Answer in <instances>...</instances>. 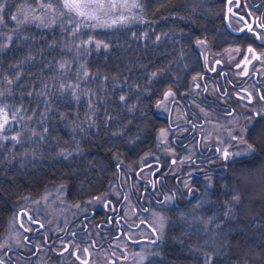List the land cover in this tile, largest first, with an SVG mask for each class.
<instances>
[{
    "label": "trees",
    "instance_id": "16d2710c",
    "mask_svg": "<svg viewBox=\"0 0 264 264\" xmlns=\"http://www.w3.org/2000/svg\"><path fill=\"white\" fill-rule=\"evenodd\" d=\"M23 1L0 0V108L17 117L0 130L3 248L28 197L53 184L68 199L89 195L110 175L114 157L134 159L152 145L163 125L158 100L185 88L200 65L196 40L217 43L224 35L222 0H140L133 23L77 31L64 22L15 28ZM261 129L264 118L248 133L253 151L202 199L207 229L169 236L142 264H264Z\"/></svg>",
    "mask_w": 264,
    "mask_h": 264
},
{
    "label": "flooded vegetation",
    "instance_id": "af4514ba",
    "mask_svg": "<svg viewBox=\"0 0 264 264\" xmlns=\"http://www.w3.org/2000/svg\"><path fill=\"white\" fill-rule=\"evenodd\" d=\"M261 22L264 0H222L219 29L224 35L203 54L199 51L200 65L185 88L169 91L168 105L156 111L163 125L152 145L134 159L115 160L95 192L66 198L64 210L35 219L22 238L31 253L0 245V264H18L11 254L28 258L42 247H54L55 259L114 264L127 248L156 247L177 236L186 218L199 212L202 199L215 185L223 186L253 151H246L247 136L264 118L254 116L264 113V39L257 38L264 36L257 27ZM224 150L233 155L224 159Z\"/></svg>",
    "mask_w": 264,
    "mask_h": 264
},
{
    "label": "rangeland",
    "instance_id": "374dc122",
    "mask_svg": "<svg viewBox=\"0 0 264 264\" xmlns=\"http://www.w3.org/2000/svg\"><path fill=\"white\" fill-rule=\"evenodd\" d=\"M140 4V0H137ZM51 3L54 7V11H49L46 8V5ZM140 9L133 8L131 11L127 10H117L114 13H111L109 16L104 17V21L107 25H115L112 24L111 21L114 19H118L121 14L129 17L128 21L125 23H116V24H130L137 20L140 16ZM34 10V11H33ZM61 11L58 0H24L21 4H19L13 15H16L17 19L14 20L15 28H23L25 25L30 23L35 24L39 27H49L58 22H64L66 24H72L74 26L79 25H90L96 24V21H84L80 22L78 18L69 17V16H61L59 13ZM29 16L30 18L33 16H40L42 20H34L32 19L28 23H19V21L24 20L25 16ZM72 20V23H69V20ZM1 26V23H0ZM93 27V26H92ZM96 27H109V26H96ZM0 34H2V30H0ZM210 41L201 37L196 40V46L203 54L206 50H209ZM169 91L165 92L168 93ZM170 96V95H169ZM169 96L165 98V94L161 99L158 100L156 104V111L166 108L168 105ZM118 157H114V160H118ZM68 200L64 194V188L61 184H53L48 186L42 193L36 195L35 197H28L23 203L22 208L19 209L14 218L10 221L9 227L6 233L3 236L2 241H4L5 246L7 244H14L24 253H31V247L25 245L22 242L23 236L31 230L34 226L32 224L35 219L46 220L48 217L54 216L60 210H64L68 205ZM205 205V202H202V205L197 208L200 209ZM203 209V208H202ZM31 217V219H29ZM210 218L200 216L198 212H195L192 215H189L184 223L183 232L188 229H194L201 233H203L207 229V225L209 224ZM178 222H182L179 220ZM49 233V228L47 227ZM188 231V230H187ZM157 249V246L146 245L140 247L138 249L135 248H127L123 253V258L114 264H142L144 260L148 257L149 251ZM55 248H44L40 250V252H36L28 258L19 257L16 254H11L13 258L18 262V264H78L72 263L70 260L60 257V259H55Z\"/></svg>",
    "mask_w": 264,
    "mask_h": 264
},
{
    "label": "snow or ice",
    "instance_id": "6c2138e0",
    "mask_svg": "<svg viewBox=\"0 0 264 264\" xmlns=\"http://www.w3.org/2000/svg\"><path fill=\"white\" fill-rule=\"evenodd\" d=\"M61 11H60V15L61 16H69V17H75L78 18L80 20L81 23H83L84 21H96V24H93V27L96 26H110L107 25L104 21V17L109 16L111 13L116 12L117 10H127V11H131L133 8H139L140 4L137 2V0H58ZM0 8H3V5L0 4ZM47 10L49 11H54V7L51 3L46 5ZM34 11V10H33ZM13 20H16L17 17L16 15L12 16ZM32 19L34 20H42V17L40 16H33V17H29V16H25L24 20L19 21V23H28L30 22ZM129 19V17L124 16L123 14H121L119 16L118 19H114L111 21L112 24H116V23H125L127 22ZM2 18H0V23H2ZM69 23H72V20H69ZM79 24L77 25L76 29H74V31H77L79 29ZM257 27L264 29V22H261L257 25ZM249 31H252V27L249 26ZM258 39H264V36H257ZM10 39V37H9ZM159 39V38H158ZM7 45H5L6 47ZM237 51H239V49H237ZM249 52H252V49L249 48L248 49ZM256 59H259L260 57H254ZM61 67H64V65L62 64ZM153 76L156 75V73H152ZM171 95L170 92L165 93V98H167V96ZM121 100L124 99V97L122 96L120 98ZM261 99H264V97H261ZM261 115H264V113L262 112H256L254 113L255 117H259ZM17 119L16 114L12 113L11 115L9 114V112L4 109V108H0V130H4L7 128V126L9 125V123L11 121H15ZM253 122V118L250 117L249 118V123L251 124ZM247 130V129H246ZM261 132H264V129H261ZM161 135H164V132L162 130ZM11 140L15 141L18 139L17 136H12L10 138ZM233 139H236L235 137H233ZM240 143H246L245 140L241 139ZM253 150V145L251 144H247V148L246 151H252ZM233 155L232 153L228 152L227 150H224L223 152V158L224 159H228L229 156ZM236 155H239V153H236ZM189 191L191 192L192 189L189 188ZM171 199V197H166V201ZM234 200L238 199V197H233ZM164 203V202H161ZM29 219H31V217H29ZM158 221L161 223V227L163 225V218L162 217H158L157 218ZM209 259H211L209 257Z\"/></svg>",
    "mask_w": 264,
    "mask_h": 264
},
{
    "label": "water",
    "instance_id": "95a60500",
    "mask_svg": "<svg viewBox=\"0 0 264 264\" xmlns=\"http://www.w3.org/2000/svg\"><path fill=\"white\" fill-rule=\"evenodd\" d=\"M33 254H34V252L32 254H30V256L33 255Z\"/></svg>",
    "mask_w": 264,
    "mask_h": 264
}]
</instances>
